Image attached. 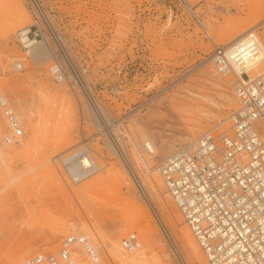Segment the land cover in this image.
Instances as JSON below:
<instances>
[{"label":"rangeland","instance_id":"374dc122","mask_svg":"<svg viewBox=\"0 0 264 264\" xmlns=\"http://www.w3.org/2000/svg\"><path fill=\"white\" fill-rule=\"evenodd\" d=\"M48 3L49 40L38 43L48 56L36 59L12 42L33 20L25 1L0 0V91L26 132L20 146L0 148V264L58 253L71 233L90 237L101 264H210L157 165L229 125L234 78L215 70L213 41L228 44L257 26L260 73L264 0ZM55 55L67 68L63 82L49 75ZM85 149L97 169L70 180L62 163ZM128 236L138 241L133 251L123 248Z\"/></svg>","mask_w":264,"mask_h":264},{"label":"built area","instance_id":"2783aa9c","mask_svg":"<svg viewBox=\"0 0 264 264\" xmlns=\"http://www.w3.org/2000/svg\"><path fill=\"white\" fill-rule=\"evenodd\" d=\"M24 1L33 20L15 32L14 40L26 51L49 40L44 9L50 4L48 0ZM255 33L247 31L229 44L213 41L211 62L221 76L234 78L239 103L228 116L229 125L222 131L220 127L208 129L194 141L182 143L157 165L166 191L211 264H264V138L260 130L264 69L258 74L254 71L253 62L261 59ZM55 57L49 75L63 82L67 68L61 56ZM3 61L0 51V69ZM13 67L23 70L24 63L16 60ZM0 117V148L20 146L26 136L24 125L1 91ZM75 161L62 166L70 177L68 164L75 165L83 180L84 170ZM77 244L86 257L74 253ZM122 244L126 251H133L138 241L128 236ZM20 264H101V259L86 235L71 233L62 240L58 253H37Z\"/></svg>","mask_w":264,"mask_h":264},{"label":"bare ground","instance_id":"6f19581e","mask_svg":"<svg viewBox=\"0 0 264 264\" xmlns=\"http://www.w3.org/2000/svg\"><path fill=\"white\" fill-rule=\"evenodd\" d=\"M247 31H255L256 33V37L258 38V40L260 41V44H261V46H260V54H259V58H258V60L260 59V57L262 56V45H263V41H262V39H261V37H259V35H258V33H257V26H253V27H251L250 29H248ZM246 31V32H247ZM245 33V32H244ZM236 41V40H235ZM12 42L13 43H15V44H17L16 42H15V40H14V36H13V38H12ZM233 41H231L230 43H232ZM229 44V43H228ZM18 45V44H17ZM19 46V45H18ZM20 47V46H19ZM45 47V46H44ZM44 47L42 46V45H40V44H36V45H34L32 48H30L29 50H26L27 52L29 51V52H32V55H34L33 57H36V59L39 57V58H42V57H44V56H46L47 54H45L46 52H45V49H44ZM21 48V47H20ZM46 49H47V47H45ZM50 47H48V49H49ZM22 49V48H21ZM51 52H53L52 51V49H51ZM47 53H49V51L47 52ZM48 56V55H47ZM46 56V57H47ZM50 56V55H49ZM45 57V58H46ZM52 57H54V56H52ZM38 58V59H39ZM211 60V59H210ZM255 63V61L253 62V64ZM259 63H260V61H259ZM254 71H255V69H254ZM218 73V72H217ZM255 73H257L256 71H255ZM219 74V73H218ZM258 74V73H257ZM220 75V74H219ZM234 93H235V88H234ZM7 97V96H6ZM235 97H236V100H237V106H238V98H237V96H236V94H235ZM8 98V97H7ZM9 99V98H8ZM11 102V101H10ZM12 104V103H11ZM16 110V109H15ZM19 114V113H18ZM20 115V114H19ZM21 117V116H20ZM21 120H22V118H21ZM22 123H23V120H22ZM261 135H262V137L264 138V123H262V126H261ZM195 140V139H194ZM194 140H192V141H194ZM148 148L150 149V151H155L154 150V147H153V145L151 144V143H149L148 142ZM78 155H80L79 157L81 158V159H78V160H76L75 161V164L76 165H78V166H80V168H82V170H84V173H83V176L84 175H86V174H88V173H90L91 171H93V170H95V169H97V165H96V161H94V159H93V157L91 156V152L88 150V149H85V150H83L82 152H79L78 153ZM72 159H75L73 156H71V157H68L67 159H65L64 160V162H67V161H69V160H72ZM131 168V167H130ZM68 169H69V171H70V175H73L74 177H75V179H76V177H78L79 178V176H77V174H76V171H77V169L75 168V165H74V167L72 166V165H70V164H68ZM131 170H132V168H131ZM159 172V171H158ZM160 173V172H159ZM161 175V174H160ZM162 177V176H161ZM156 178V177H155ZM161 179V178H160ZM163 179V178H162ZM160 182V181H159ZM161 183V182H160ZM171 197V196H170ZM183 220V219H182ZM184 221V220H183ZM185 223V222H184ZM188 225V224H187ZM184 228V227H183ZM190 228V227H189ZM185 230V229H184ZM183 230V231H184ZM184 233H186V235H187V238H188V241L190 242V245H191V247H193L194 248V250L196 249V243H195V241H194V239H193V237L191 236L192 234H190V231L189 230H186ZM73 234H76V233H73ZM85 235V234H84ZM184 235V234H183ZM89 239H90V237L88 236V235H86ZM90 241L92 242V244L95 246V248L97 249V251H98V248H97V246L93 243V241L90 239ZM55 246V245H54ZM200 246V245H199ZM75 254L78 256V254L79 253H82L83 254V256L84 257H86V253H85V251H84V249L81 247V245H75ZM201 248V247H200ZM202 249V248H201ZM99 252V251H98ZM41 253V252H40ZM199 254V253H198ZM99 256H100V254H99ZM100 259H101V257H100ZM210 262V261H209ZM211 264V263H210Z\"/></svg>","mask_w":264,"mask_h":264}]
</instances>
